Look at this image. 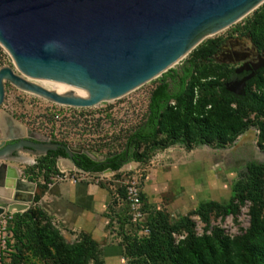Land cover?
<instances>
[{"label":"rangeland","instance_id":"374dc122","mask_svg":"<svg viewBox=\"0 0 264 264\" xmlns=\"http://www.w3.org/2000/svg\"><path fill=\"white\" fill-rule=\"evenodd\" d=\"M263 4L226 28L204 37L172 66L178 68L183 59L192 57L196 61L194 76L202 66H216L212 73L199 79L193 95L196 100H207L217 110H228L229 114L221 113L225 121L220 134L159 129L156 137L149 140L140 152L142 160L122 166L117 171L91 175L69 168L66 161L56 160L55 168L47 174L49 183L81 182L100 188L106 194L107 201L102 211L108 232L102 244L110 242L108 246L119 249L120 263L148 264L139 256L124 255L122 252V236H139V226L127 218L122 207L110 200L112 194L123 191L124 184H134L142 190L140 201L145 219L149 212L159 211L168 223H173L190 212L194 235L226 236L237 250H240L250 211L256 210L257 221L264 225V207L256 208L247 200L238 202L231 214L212 209L207 219L202 220L194 213L201 201L226 203L232 195L231 187L237 173L249 163L264 162V70L252 76L244 89L257 102L254 110H240L234 102L210 92L226 82L228 69L249 66L246 59L250 56L245 47L252 46L257 54H264V39L255 36L256 42L253 41L249 31L252 23L255 26L262 23L263 19L258 14ZM1 66H9L15 73L33 82L13 66L10 57L0 46ZM160 76L118 98L92 107L58 105L5 81L0 103V135L5 128L1 117L8 114L22 134H26V130L33 131L65 146L84 149L94 157H103L119 150L124 136L143 119L149 92ZM19 153L30 158V161L5 160L4 163L12 165L18 171V179L32 184L33 189L26 198L14 190L9 200L27 203L34 233L29 239L24 234L20 216L22 211L11 210L0 214V264H80V256L64 252L58 240L49 232L45 220L36 214L39 207L33 203L32 196L42 191L37 185L43 184L44 177L36 169L35 162L42 154ZM258 179L264 200V171ZM3 199L0 196V205H4ZM50 222L60 233L69 231L77 235L71 237L70 241L78 240L85 234L68 229L55 219ZM88 235L91 236V233ZM184 236L182 231L174 233L173 244L184 247ZM95 245L98 254L101 241H96ZM86 264L92 263L89 261Z\"/></svg>","mask_w":264,"mask_h":264},{"label":"water","instance_id":"95a60500","mask_svg":"<svg viewBox=\"0 0 264 264\" xmlns=\"http://www.w3.org/2000/svg\"><path fill=\"white\" fill-rule=\"evenodd\" d=\"M264 0H0V46L13 66L33 82L0 67V103L3 82L58 105L92 107L118 98L171 68L204 37L239 20ZM264 59L235 72L255 70ZM252 73L249 74L250 77ZM225 90L244 93L243 80L225 83ZM79 96V97H78ZM83 97V98H81ZM87 98V99H84ZM0 186L13 180L5 160L22 161L46 154L77 162L103 175L134 162L150 140L148 126L140 127L121 154L100 161L84 149L51 141L26 130L22 134L11 116L1 117ZM83 153L87 157L75 155ZM5 171V177L4 175ZM5 211H24L27 203L9 200ZM24 202V203H23Z\"/></svg>","mask_w":264,"mask_h":264},{"label":"trees","instance_id":"16d2710c","mask_svg":"<svg viewBox=\"0 0 264 264\" xmlns=\"http://www.w3.org/2000/svg\"><path fill=\"white\" fill-rule=\"evenodd\" d=\"M258 15L263 21L258 26L252 23L249 31L253 41L256 40L255 36L264 39V4ZM195 65V59L188 57L182 60L178 68L171 67L161 73L160 78L149 92L143 119L124 136L121 148L103 156L101 161L106 162L124 152L140 127L148 126L150 140L156 137L159 129L171 132L181 130L182 133L190 132L191 134L221 133L225 121L221 113L229 114L228 110L225 108L217 110L214 106L211 107L207 100H196L193 95L199 79L212 73L216 66H202L196 70L194 76ZM231 72L232 70L228 69L226 77L229 78ZM210 92L234 102L240 110L257 108L256 100L251 98L246 91L243 95L236 96L225 90L223 84H219L215 90L211 89ZM207 106L209 107L206 108ZM75 155L89 158L83 153H75ZM57 157L62 156L42 154L35 162L36 169L41 171L44 177L43 184L37 185L42 191L50 182L46 177L55 168ZM140 160L142 159L138 155L134 161ZM73 162L78 169L85 172H96ZM263 171L264 162L247 164L243 171L237 173L231 187L232 195L226 203L201 201L194 213L202 220L207 219L212 209L223 214H231L237 203L243 200L249 201L256 208L264 207L258 179ZM41 192L32 196L33 203L38 200ZM36 214L45 220L49 232L58 240V245L64 252L80 256V264H86L89 261L92 264H103L98 260L95 242L88 234H82L77 241L68 243L51 225L49 217L40 208H37ZM189 214L190 212L177 221L168 223L161 212H149L145 219L147 235L122 236L120 245L123 254L139 256L148 264H264V225L257 221L256 210L249 213L248 226L242 235L240 250H237L226 236L194 235ZM20 216L24 234L28 239L32 238L34 228L29 207L22 211ZM180 231L185 233L184 247L173 244L172 235Z\"/></svg>","mask_w":264,"mask_h":264},{"label":"crops","instance_id":"0c3cea01","mask_svg":"<svg viewBox=\"0 0 264 264\" xmlns=\"http://www.w3.org/2000/svg\"><path fill=\"white\" fill-rule=\"evenodd\" d=\"M106 198V194L100 188L81 182L61 181L47 184L34 204L50 220L55 219L61 222L64 227L75 229L77 232L85 234L90 232V237L94 242L100 240L101 249L98 251L97 258L103 264H122L119 262V249L108 246L111 245L110 242H107L110 244H102L105 242L108 232L105 225L107 220L102 211L107 201ZM60 234L68 243L77 241V239L69 240L71 237L77 236L74 233L65 231ZM102 257H104V261Z\"/></svg>","mask_w":264,"mask_h":264},{"label":"built area","instance_id":"2783aa9c","mask_svg":"<svg viewBox=\"0 0 264 264\" xmlns=\"http://www.w3.org/2000/svg\"><path fill=\"white\" fill-rule=\"evenodd\" d=\"M141 191L134 184H124L122 192H117L110 196V200H113L114 204L124 209L127 218L139 226L138 237L146 236L148 233L147 225L145 224L146 214L140 201Z\"/></svg>","mask_w":264,"mask_h":264},{"label":"flooded vegetation","instance_id":"af4514ba","mask_svg":"<svg viewBox=\"0 0 264 264\" xmlns=\"http://www.w3.org/2000/svg\"><path fill=\"white\" fill-rule=\"evenodd\" d=\"M246 49V52L249 54V58L246 59V61L248 62V65L251 66V63L253 64H257L258 62H262L263 59H264V54L263 53H260V54H257L256 50L253 49L252 46H248V47H245ZM261 70H264V63L257 67L255 70H242L240 72H235L234 70H232L229 78L226 80L225 83H228V82H233V81H239V80H243L244 82V89H245V86L246 84L248 83V81L250 80V78L252 76H254L257 72L261 71ZM252 73V75L250 77L247 78V76H249V74ZM225 83L223 84L224 85V88H225ZM229 92V91H228ZM231 93V92H230ZM233 94V93H232ZM244 94V93H243ZM243 94H233V95H236V96H241ZM59 143V142H58ZM75 154V153H74ZM103 160V159H102ZM101 161V160H100Z\"/></svg>","mask_w":264,"mask_h":264},{"label":"bare ground","instance_id":"6f19581e","mask_svg":"<svg viewBox=\"0 0 264 264\" xmlns=\"http://www.w3.org/2000/svg\"><path fill=\"white\" fill-rule=\"evenodd\" d=\"M181 60V59H180ZM179 60V61H180ZM178 61V62H179ZM177 62V63H178ZM174 64H176V63H174ZM173 64V65H174ZM172 65V66H173ZM160 74H158L157 76H159ZM157 76H155L154 78H156ZM153 79V78H152ZM151 80V79H150ZM148 82V81H147ZM4 83V82H3ZM79 97V96H78ZM81 98H83V97H81ZM84 99H87V98H84ZM0 126H1V124H0ZM2 127V126H1ZM20 128V127H19ZM22 160L24 161V162H29L30 161V158H28L27 156H24L23 158H22ZM10 168H9V170H10V172H11V174H12V178H13V180L14 181H16L17 179H18V171L12 166V165H8ZM4 177H5V171H4V175H3ZM31 185V186H30ZM32 189H33V186H32V184H30V183H27V182H24V181H20L19 183H18V186H16L15 185V182H12V184L10 183L9 185H6V186H0V194H3L4 192H7V194H8V196H9V198L11 197V195H12V193H13V191L14 190H18L22 195H23V197L24 198H26L28 195H30L31 194V192H32ZM14 200V199H13ZM25 202V201H24ZM23 202V203H24ZM13 210V209H12Z\"/></svg>","mask_w":264,"mask_h":264}]
</instances>
